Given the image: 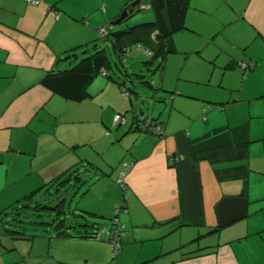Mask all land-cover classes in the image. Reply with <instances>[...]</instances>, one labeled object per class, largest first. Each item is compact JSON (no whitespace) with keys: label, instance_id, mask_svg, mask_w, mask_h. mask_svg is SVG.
Returning <instances> with one entry per match:
<instances>
[{"label":"crops","instance_id":"1","mask_svg":"<svg viewBox=\"0 0 264 264\" xmlns=\"http://www.w3.org/2000/svg\"><path fill=\"white\" fill-rule=\"evenodd\" d=\"M132 1L0 0V214L78 164L95 171L81 175L93 180L72 197L75 214L109 224L125 207L115 259L103 235L86 237L107 222L15 239L0 215V264H264V0H188L185 29L153 59L160 84L145 98L159 116L143 113L134 82L125 98L128 74L109 67L79 102L43 86L93 52L100 28L122 29L111 22ZM171 63H182L174 79ZM144 117L163 134L137 131Z\"/></svg>","mask_w":264,"mask_h":264},{"label":"trees","instance_id":"2","mask_svg":"<svg viewBox=\"0 0 264 264\" xmlns=\"http://www.w3.org/2000/svg\"><path fill=\"white\" fill-rule=\"evenodd\" d=\"M148 3L153 13L152 21L143 22L133 26H126L114 32H111V29L108 30L105 28L106 33L100 35V38L93 42L92 46L94 47V50L92 53L78 60V62L70 69L46 75L42 80L43 86L52 93L69 101L79 102L85 99L87 97L85 88L90 81H92L98 74L102 75L103 71L106 72L104 77H109L106 69L108 67L106 51L104 47L99 45L100 42H105L106 39L112 43L113 51L119 56L124 55L123 51L125 48L133 45L140 46L152 52V60L160 56L161 58H164L166 55L164 41L174 33L185 29V15L189 7L188 0H148ZM125 6H127V4ZM125 21L122 23H125ZM70 54V57L74 55L73 52ZM67 58H69V55L65 56L64 59ZM125 76H127V74ZM109 79H112V77H109ZM113 81L117 82L114 79ZM119 85L122 86V93L125 92L127 95L125 98H127L129 96L128 89L131 90V88L128 87L129 81L122 82V84L120 83ZM133 113H135V111ZM119 115L126 116L120 113ZM133 119L136 118L134 117ZM136 121L137 120H135V122ZM116 127H118V125ZM192 147V153L196 155L198 145L195 144ZM91 171H95V168L90 164L88 166L78 164L63 173L61 176L53 179L47 186H43L22 200L17 201L14 205H11L7 208L4 214H0L3 215L1 222L5 231L15 239L25 236V229L23 228L25 222L21 220V214L23 212H20V208L24 210L37 209L43 210L44 212L56 211L55 219H52L49 222H41L40 224L43 227H50L57 237H72L73 235L67 231L68 229L71 230L74 227L82 226L86 228L96 224V222L88 221L87 219L89 217L82 214H75L70 209V204L67 211H65V199L63 197L58 198L57 200L51 199V189L55 186L58 187L57 190H55L56 196L58 197L59 190H64L68 185L70 186L71 184H74L76 187L78 186L76 189L79 190L86 182H88L87 180L82 179V173ZM76 192L73 194L75 195ZM37 196H42L40 199L42 201H37ZM44 201L46 202L44 203ZM40 217H42V215H40ZM79 219L83 220V222L77 223L76 220ZM56 220L59 221L58 224H55ZM97 230L98 229L92 233H87L86 237L95 239L94 237ZM79 236L83 237L82 233Z\"/></svg>","mask_w":264,"mask_h":264},{"label":"rangeland","instance_id":"3","mask_svg":"<svg viewBox=\"0 0 264 264\" xmlns=\"http://www.w3.org/2000/svg\"><path fill=\"white\" fill-rule=\"evenodd\" d=\"M146 13H148L147 11H143L140 10L138 13L134 14L133 16H131L129 19H127V21H125V23H122L120 25L117 26V28H124L126 26H133V25H138L141 24L143 22H145V20L143 19V15H145ZM150 14H152V11H150ZM147 22V21H146ZM100 46L104 47L105 51H106V55L108 58V64L107 66L115 71H121V75H124V72H126V74L129 75V78L126 79V81H129V84L134 82L137 90L142 93L143 95V101H145L143 104L141 103V105H143V113L146 114H155L156 112L151 108L150 111L148 112V107L150 105V99H146L145 97L148 96H152V94L154 93V89H157L158 85L160 84V76H161V72L160 70L156 71V66L159 63L158 61H152V59H149L148 57H146L142 52H136L133 51V49L135 48V46H131L130 48V53L129 54H124L123 56H119L117 53H115L110 45V43L108 41L105 42H100L99 43ZM132 49V51H131ZM134 54H140L138 56H136L137 58L132 57V55ZM179 56V55H177ZM183 57V55H180ZM173 57V55H172ZM152 61V62H150ZM195 59L193 58V62L192 64H195ZM146 64V65H145ZM182 64V63H181ZM181 64H177L175 65V63H171L170 64V71H168V73H170L171 78L174 79L178 76V74L176 75V73H178L180 65ZM131 66V67H130ZM117 67V68H116ZM176 75V76H175ZM138 76V77H137ZM137 91V92H138ZM169 93V92H168ZM158 95L164 96L167 95L158 91ZM166 99V103L168 105H171V102L169 99H171L173 97V94L170 95L169 97L164 96ZM158 113V112H157ZM156 116H159V114ZM164 119V116H162V121ZM119 128V127H118ZM85 178V177H84ZM89 179V178H87ZM85 178V180H87ZM93 179L88 180L89 183L92 182ZM88 182H86L81 188L79 186V190H77L76 188H78V186L76 187L74 184H71L70 186L68 185L64 190H59V197L56 196L55 190H57L58 187H53L51 189V199H58V198H64L65 199V211H67L68 206L70 204V207H73L74 205H77L79 202V195H77L75 197V199H73V201L71 200V197L74 195L73 193H75L76 191H79V194L81 192L84 191V186H86L88 184ZM119 191H121V197L123 198V190L117 185ZM42 198V196H37V201H42L40 200ZM46 201H44L45 203ZM48 203V202H47ZM46 203V204H47ZM20 212H23L21 214V220L23 222H25V224L23 225V228L25 229V233L27 235H34L37 236L39 233H41V231H43L45 229V227H43L40 223L41 222H49L52 219L56 218V211L55 212H47V211H43V210H37V209H30V210H24L22 208H20ZM40 215H42V217H40ZM113 218V215L111 217V220ZM90 222H96L97 223H106L108 224V221L104 222L102 220H93V219H87ZM110 220V221H111ZM109 221V226L111 224V222ZM58 220L55 221V224H58ZM77 223H82L83 220L79 219L76 220ZM107 224H105L104 226H108ZM108 226V227H109ZM50 229V228H49ZM99 229V228H97ZM105 235H103V239H105Z\"/></svg>","mask_w":264,"mask_h":264},{"label":"built area","instance_id":"4","mask_svg":"<svg viewBox=\"0 0 264 264\" xmlns=\"http://www.w3.org/2000/svg\"><path fill=\"white\" fill-rule=\"evenodd\" d=\"M26 3L30 6H38L40 4V0H26ZM140 10H146V9H150L149 5H140L139 6ZM57 17V15H56ZM99 35H104L106 33V29L105 28H100L98 30ZM137 51L142 52L146 57H148L149 59H152L153 54L152 52L140 47V46H135L134 48ZM124 54H129L130 53V48L127 47L124 49L123 51ZM240 66L243 69H246L248 67L247 64L245 63H241ZM102 75L105 76L106 72L103 71ZM123 96L126 97L127 95L125 94V92H123ZM125 123V117L119 114H116L114 116L113 119V125L114 127L118 126H122ZM135 126L137 128V130L139 132H142L144 134H148V135H154V136H158V135H162L163 131L161 130L160 126L157 124V122L155 120H153L152 118L149 117H144L142 119H138L135 122ZM174 161L177 163L178 160L174 159ZM129 169V166L125 167V171H127ZM125 174L126 172H123L119 175L116 183L117 185L122 189L125 190V184H124V179H125ZM125 211V207L124 204H120L117 205L113 211V218L110 221L111 225L110 228L105 230L103 228L98 229L95 233V239L96 240H100L102 235H105L106 240L110 246L111 249V257L112 259H115L121 250V238L123 236V225L119 222L118 220V216L119 214Z\"/></svg>","mask_w":264,"mask_h":264},{"label":"water","instance_id":"5","mask_svg":"<svg viewBox=\"0 0 264 264\" xmlns=\"http://www.w3.org/2000/svg\"><path fill=\"white\" fill-rule=\"evenodd\" d=\"M140 0H134L125 6L119 16L115 18L112 22V26H118L122 24L123 21L129 19L131 16L139 12Z\"/></svg>","mask_w":264,"mask_h":264}]
</instances>
